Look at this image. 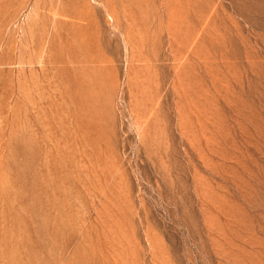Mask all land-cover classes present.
<instances>
[{"label": "rangeland", "instance_id": "374dc122", "mask_svg": "<svg viewBox=\"0 0 264 264\" xmlns=\"http://www.w3.org/2000/svg\"><path fill=\"white\" fill-rule=\"evenodd\" d=\"M0 264H264V0H0Z\"/></svg>", "mask_w": 264, "mask_h": 264}]
</instances>
